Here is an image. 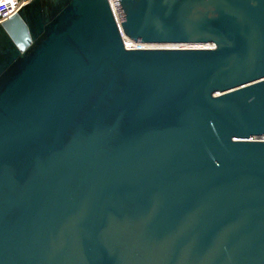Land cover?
<instances>
[{"label":"water","instance_id":"water-1","mask_svg":"<svg viewBox=\"0 0 264 264\" xmlns=\"http://www.w3.org/2000/svg\"><path fill=\"white\" fill-rule=\"evenodd\" d=\"M0 264H264V0L0 22Z\"/></svg>","mask_w":264,"mask_h":264},{"label":"built area","instance_id":"built-area-1","mask_svg":"<svg viewBox=\"0 0 264 264\" xmlns=\"http://www.w3.org/2000/svg\"><path fill=\"white\" fill-rule=\"evenodd\" d=\"M25 1L27 0H0V22L12 16ZM125 46L127 48L144 47L130 41L126 42Z\"/></svg>","mask_w":264,"mask_h":264},{"label":"bare ground","instance_id":"bare-ground-1","mask_svg":"<svg viewBox=\"0 0 264 264\" xmlns=\"http://www.w3.org/2000/svg\"><path fill=\"white\" fill-rule=\"evenodd\" d=\"M126 41H127V40H126ZM127 42H128V41H127ZM138 45H140V46L145 45V46H147V47L155 46V45H151V44L149 45V44H142V43H138ZM145 46H144V47H145Z\"/></svg>","mask_w":264,"mask_h":264},{"label":"rangeland","instance_id":"rangeland-1","mask_svg":"<svg viewBox=\"0 0 264 264\" xmlns=\"http://www.w3.org/2000/svg\"><path fill=\"white\" fill-rule=\"evenodd\" d=\"M129 42V41H128ZM150 45V44H149ZM151 45H159V44H151ZM143 46H145V45H143Z\"/></svg>","mask_w":264,"mask_h":264}]
</instances>
